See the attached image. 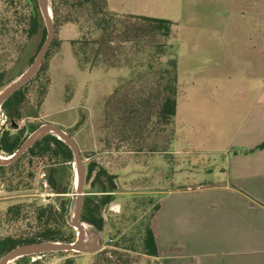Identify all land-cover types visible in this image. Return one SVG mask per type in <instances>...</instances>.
Instances as JSON below:
<instances>
[{"label": "rangeland", "instance_id": "obj_1", "mask_svg": "<svg viewBox=\"0 0 264 264\" xmlns=\"http://www.w3.org/2000/svg\"><path fill=\"white\" fill-rule=\"evenodd\" d=\"M51 1L57 18L45 66L47 92L37 105L31 89L19 106V119L0 107V134L20 130L27 136L40 123L58 125L73 135L85 166L93 161L115 175V191L102 209L98 250L32 254L10 264H156L143 252L141 236L160 198L154 192L161 190L158 176L187 183L201 169L197 179H216L224 167L223 152L238 148L250 129V112L264 104V94L257 99L258 90L264 89V14L246 45L234 14L241 7L238 0H96L98 6L105 1L106 9L124 13L103 30L93 26L98 8L78 10L69 7L75 0ZM4 5L0 0V12ZM127 14L171 20L169 38ZM41 35L0 36V69L6 82L29 65ZM174 55L181 88L173 122L165 123L158 112ZM251 131L256 146L264 142L263 128ZM167 147L181 153H147ZM142 162L148 177L137 174ZM58 163L64 173L53 172L50 180ZM32 170L29 188L8 191L0 186V211L28 199L71 205L76 194L73 159L60 163L41 158ZM114 172H121L122 184ZM91 179L84 182V195L96 190Z\"/></svg>", "mask_w": 264, "mask_h": 264}, {"label": "crops", "instance_id": "obj_2", "mask_svg": "<svg viewBox=\"0 0 264 264\" xmlns=\"http://www.w3.org/2000/svg\"><path fill=\"white\" fill-rule=\"evenodd\" d=\"M238 1L241 7L234 14L242 37H246L241 43L247 45L253 39V25L263 20V0ZM180 88L176 69V103ZM245 90L247 96L249 91ZM263 94L260 88L257 99ZM249 116L250 129L235 151L223 152L224 167L216 179H197L201 169L194 170L197 173L193 172L192 182L187 183L179 177L158 176L161 190L154 192H159L160 198L150 221L157 254L147 255L156 264H264V148L254 149L258 141L253 143L251 138V130L264 129V104L261 102ZM167 148L147 153H181ZM142 163H138L141 168L137 174L150 176ZM114 173L122 184L121 172Z\"/></svg>", "mask_w": 264, "mask_h": 264}, {"label": "trees", "instance_id": "obj_3", "mask_svg": "<svg viewBox=\"0 0 264 264\" xmlns=\"http://www.w3.org/2000/svg\"><path fill=\"white\" fill-rule=\"evenodd\" d=\"M96 0H75L69 7L84 9L86 7L97 9L93 26L95 30H103L113 24L118 17H123L124 13H118L104 5H96ZM34 5L32 11L30 4ZM52 10L57 18V9L51 1ZM90 12V11H88ZM122 14V15H121ZM128 17L144 21L154 32L169 38L171 34L172 22L166 18L151 17L145 15L127 14ZM41 32V43L45 37V28L38 11L36 0H5L4 9L0 12V36L23 33L30 36L33 33ZM52 40L47 50L42 64L37 73L21 88L15 91L3 104L2 108L13 119H19V106L25 101L30 90L33 89L36 104L39 105L47 92L49 76L46 74V59L50 49L54 45ZM1 57V52H0ZM1 61V59H0ZM174 70L169 76L165 85L167 95L163 100L158 115L165 123H172L176 111V61L173 60ZM5 71L0 69V86L4 80ZM10 126L14 125L13 120H9ZM34 129V128H33ZM32 129V130H33ZM31 130V131H32ZM25 138L19 130L16 133L5 131L0 134V151L9 154L15 150ZM264 148V142L256 146V149ZM41 158L60 160V163L71 162L73 159L69 147L55 135L46 134L29 147L17 160L7 165H0V186L8 191L27 189L33 179L32 165ZM54 173H64V166L57 164L52 168L50 180L54 179ZM93 173V174H92ZM91 184L96 190L93 193L85 194L81 210V219L96 230H101L104 225L102 209L112 199L115 191V175L110 173L105 167L96 162H89L86 166L85 181L90 177ZM158 205L155 207L157 210ZM69 203L60 202L55 205L48 200L38 202L35 199L22 200L7 205L0 211V256L15 245L38 241V240H71L74 237L73 228L67 223ZM143 252L146 255H156L157 248L152 233L150 222L143 228L141 236ZM25 258H20L23 260Z\"/></svg>", "mask_w": 264, "mask_h": 264}, {"label": "water", "instance_id": "obj_4", "mask_svg": "<svg viewBox=\"0 0 264 264\" xmlns=\"http://www.w3.org/2000/svg\"><path fill=\"white\" fill-rule=\"evenodd\" d=\"M36 5L45 28L44 40L29 65L10 81L0 86V107L15 91L26 84L37 73L54 37L55 20L50 0H36ZM30 6L32 11H34V5L31 3ZM46 134L55 135L58 139L63 141L72 152L74 178L76 177V183L73 182V185L76 194L69 206L67 223L73 228L74 237L71 240H38L15 245L0 256V264H8L10 260L12 262L15 259L32 254L57 251L94 252L98 250L102 242L103 228L101 230H96L88 226V224L81 219L86 166L78 144L70 132L50 122L40 123L25 136L20 145L11 153L2 155L3 152L0 151V165L10 164L20 158L29 147Z\"/></svg>", "mask_w": 264, "mask_h": 264}, {"label": "bare ground", "instance_id": "obj_5", "mask_svg": "<svg viewBox=\"0 0 264 264\" xmlns=\"http://www.w3.org/2000/svg\"><path fill=\"white\" fill-rule=\"evenodd\" d=\"M74 183H76V177L74 178ZM11 262V260L8 262V264Z\"/></svg>", "mask_w": 264, "mask_h": 264}]
</instances>
